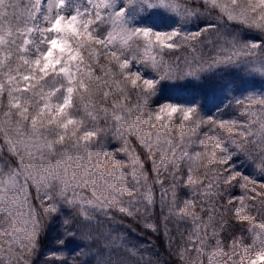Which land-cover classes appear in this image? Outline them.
<instances>
[{"label": "snow or ice", "instance_id": "obj_1", "mask_svg": "<svg viewBox=\"0 0 264 264\" xmlns=\"http://www.w3.org/2000/svg\"><path fill=\"white\" fill-rule=\"evenodd\" d=\"M161 229L264 264V0H0V264H161Z\"/></svg>", "mask_w": 264, "mask_h": 264}, {"label": "trees", "instance_id": "obj_2", "mask_svg": "<svg viewBox=\"0 0 264 264\" xmlns=\"http://www.w3.org/2000/svg\"><path fill=\"white\" fill-rule=\"evenodd\" d=\"M188 91L193 95L199 96H212L214 93L218 95V93L215 92V89L211 84L206 85L204 87L189 88ZM156 191L157 197H159V188H157ZM142 239H150V251L154 254L152 257L153 259H156L158 256L161 264H163V262L166 260L171 261V257H169L166 252L167 238L163 235L162 229L159 234H152L151 236L143 237Z\"/></svg>", "mask_w": 264, "mask_h": 264}]
</instances>
